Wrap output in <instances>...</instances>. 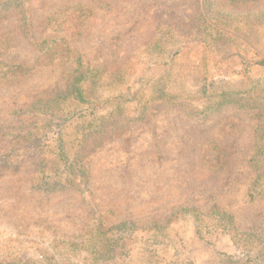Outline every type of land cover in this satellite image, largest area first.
<instances>
[{
	"label": "rangeland",
	"instance_id": "obj_1",
	"mask_svg": "<svg viewBox=\"0 0 264 264\" xmlns=\"http://www.w3.org/2000/svg\"><path fill=\"white\" fill-rule=\"evenodd\" d=\"M262 59L264 0H0V264H264Z\"/></svg>",
	"mask_w": 264,
	"mask_h": 264
},
{
	"label": "trees",
	"instance_id": "obj_2",
	"mask_svg": "<svg viewBox=\"0 0 264 264\" xmlns=\"http://www.w3.org/2000/svg\"><path fill=\"white\" fill-rule=\"evenodd\" d=\"M253 61H245L244 65L247 68L246 70L249 71V67H253ZM261 64L264 65V60H261ZM76 75L72 77L71 81L67 84V87L63 89L62 91H65L63 95L61 93L56 94L57 99L61 98H68V99H74L75 102H87L88 95L86 94V87L85 84L92 79V69L90 67H84L80 66L76 69ZM253 103L261 104L257 99L256 101L253 100ZM264 105V104H263ZM260 117H263V115L260 113ZM264 124V121L262 122ZM264 137L260 138L259 147L261 148V153L264 154ZM222 152L219 151V156ZM218 156V158H219Z\"/></svg>",
	"mask_w": 264,
	"mask_h": 264
}]
</instances>
